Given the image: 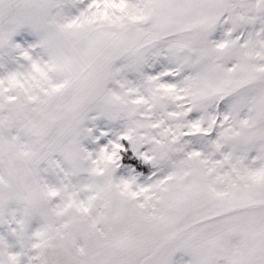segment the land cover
I'll return each instance as SVG.
<instances>
[{"label": "snow or ice", "instance_id": "1", "mask_svg": "<svg viewBox=\"0 0 264 264\" xmlns=\"http://www.w3.org/2000/svg\"><path fill=\"white\" fill-rule=\"evenodd\" d=\"M0 264H264V0H0Z\"/></svg>", "mask_w": 264, "mask_h": 264}]
</instances>
